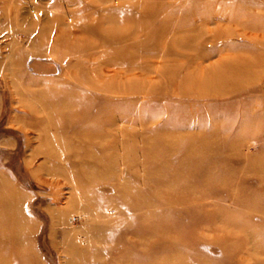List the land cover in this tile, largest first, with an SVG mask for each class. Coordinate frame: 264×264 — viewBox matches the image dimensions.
Returning <instances> with one entry per match:
<instances>
[{
	"label": "rangeland",
	"instance_id": "374dc122",
	"mask_svg": "<svg viewBox=\"0 0 264 264\" xmlns=\"http://www.w3.org/2000/svg\"><path fill=\"white\" fill-rule=\"evenodd\" d=\"M263 39L264 0H0V264H264Z\"/></svg>",
	"mask_w": 264,
	"mask_h": 264
},
{
	"label": "bare ground",
	"instance_id": "6f19581e",
	"mask_svg": "<svg viewBox=\"0 0 264 264\" xmlns=\"http://www.w3.org/2000/svg\"><path fill=\"white\" fill-rule=\"evenodd\" d=\"M213 20H214V23H216V21H218V20H219V18H215V17H214V19H213ZM206 25H209V23H206ZM263 40H264V39H263ZM119 42H120V41H119ZM83 109L85 110V107H84V106H83ZM82 112H83V111H82ZM96 118H97V117H96ZM167 247H168V246H167ZM170 262H171V261H170Z\"/></svg>",
	"mask_w": 264,
	"mask_h": 264
}]
</instances>
